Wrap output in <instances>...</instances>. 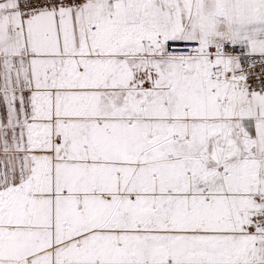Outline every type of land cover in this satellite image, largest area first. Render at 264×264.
I'll list each match as a JSON object with an SVG mask.
<instances>
[{"label": "snow or ice", "instance_id": "1", "mask_svg": "<svg viewBox=\"0 0 264 264\" xmlns=\"http://www.w3.org/2000/svg\"><path fill=\"white\" fill-rule=\"evenodd\" d=\"M0 264H264V0H0Z\"/></svg>", "mask_w": 264, "mask_h": 264}]
</instances>
